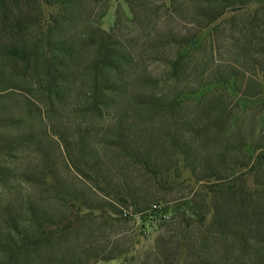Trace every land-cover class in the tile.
Instances as JSON below:
<instances>
[{
	"label": "rangeland",
	"instance_id": "374dc122",
	"mask_svg": "<svg viewBox=\"0 0 264 264\" xmlns=\"http://www.w3.org/2000/svg\"><path fill=\"white\" fill-rule=\"evenodd\" d=\"M2 73L0 229H54L17 264H264V0H0Z\"/></svg>",
	"mask_w": 264,
	"mask_h": 264
},
{
	"label": "trees",
	"instance_id": "16d2710c",
	"mask_svg": "<svg viewBox=\"0 0 264 264\" xmlns=\"http://www.w3.org/2000/svg\"><path fill=\"white\" fill-rule=\"evenodd\" d=\"M71 1L72 0H67V2L69 3H71ZM56 4H60V1L56 2ZM104 15L105 13L102 14L101 17L103 18ZM39 32L37 35V39L32 43V45H30L29 48H26L20 45V43H17L7 48L8 52H6L5 56L11 57L13 59V63L15 64L14 66H16L17 63H22L26 67V65L29 64L31 61H33L35 64L38 62L37 60H39V57L37 58V56H35L36 54H38L37 50L42 48L41 46L43 44L48 43V42L46 43L44 42V39L40 35ZM99 32H98V38H99V41H101V46L104 45V47H99L98 59L100 57H103V59L101 58L102 59L101 63L105 64V62H108L106 60L112 57V55L110 56L108 54L113 52V50L110 48V46H107L111 34H109L108 36L101 31ZM61 45H63L62 42H61ZM42 60H43L42 67L44 68L43 69L44 74L48 79V83L50 84L49 85L50 91L53 90L56 96H60L61 89H63L64 87L62 83H60L59 81L61 73H59V71L56 70L54 63H53L54 57L52 55V51L50 50V44L47 46V49H45V51L43 52ZM21 75H19V77ZM4 77H5L4 73L0 74V81L5 80ZM14 123L20 124L19 122H14ZM257 157L259 160L261 158L263 159L264 151L259 153ZM228 188L232 192H236L238 190V188L237 190L235 189L236 188L235 185H230ZM246 191L248 192V189H246ZM246 202H247V199L243 197L242 200L236 203L238 206L237 207L238 213H236L237 218L235 222V226H237L236 231H235V236L237 237V240L245 246L246 244H249L250 235L254 229L253 224H252V221L254 220V215H251V213L246 212L247 207L245 208L244 206ZM17 218L12 216L10 219H7V223L9 222L10 224L8 226L9 230L6 228L0 229V248L4 249L3 254L0 255V264H17V262H21V261L24 262L26 259L30 257V253L32 254V252L36 251L37 248H39L38 244L42 243L43 238H44L42 237L43 234L45 235V239L47 238L49 240L51 234L54 233L53 226L48 225V224L42 225L40 223L37 228L38 231H36L38 233H35L34 237L32 235L33 239L31 240L33 241H31V243H29L28 246L26 247V240L30 237L28 236V233H25L23 236L16 234V233H20V230H21L19 228L20 224ZM213 219H216V218L214 217ZM3 222H5V219ZM41 227H42V230L39 232V228ZM63 229L64 231L70 229V225L68 224L67 227H64ZM55 230H57V228ZM25 247L27 249L29 247L30 249V251L28 252L29 255H26Z\"/></svg>",
	"mask_w": 264,
	"mask_h": 264
}]
</instances>
